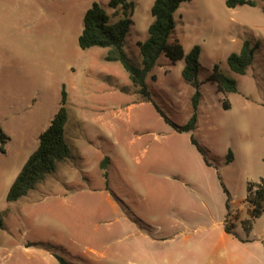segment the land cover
<instances>
[{
    "label": "rangeland",
    "instance_id": "374dc122",
    "mask_svg": "<svg viewBox=\"0 0 264 264\" xmlns=\"http://www.w3.org/2000/svg\"><path fill=\"white\" fill-rule=\"evenodd\" d=\"M110 1L0 0V126L10 137L4 150L0 144V264H59L55 255L74 264H223L227 201L230 222L246 236L247 186L264 179V2L229 9L225 0H193L177 11L170 45L178 41L186 55L201 48L205 83L198 128L179 133L174 126L189 122L195 93L182 77L184 60H160L148 78L151 101H144L122 65L105 61L107 49H80L86 12L93 3L109 11ZM131 1L125 50L141 65L137 43L149 37L156 0ZM246 41L256 54L243 76L228 58ZM215 65L238 82V93L224 96L207 81ZM63 85L72 158L9 203L60 108ZM250 237L264 243V214Z\"/></svg>",
    "mask_w": 264,
    "mask_h": 264
},
{
    "label": "trees",
    "instance_id": "16d2710c",
    "mask_svg": "<svg viewBox=\"0 0 264 264\" xmlns=\"http://www.w3.org/2000/svg\"><path fill=\"white\" fill-rule=\"evenodd\" d=\"M193 0H156L152 8L154 21L149 28V37L143 42H138L142 56L141 65L129 58L126 53L128 37L134 26L133 16L136 5L131 0H111L108 4L109 11L99 3H93L84 17L83 32L79 38V47L86 51L92 48L107 49L105 61L119 63L128 73L135 94H138L144 101H151V92L148 85V78L158 67L162 58H167L173 63L184 60L185 67L182 73L184 81L189 84L195 93L192 98L193 115L189 122L182 127L174 126L179 133H191L198 128V110L202 100L201 88L205 84L200 80V57L202 50L199 46L194 47L189 54H185L181 44L176 41L170 45V40L176 29L177 11L183 4ZM264 0H225L229 9L249 6L257 7L259 2ZM264 11V8H263ZM256 47L251 42H244L239 53H233L228 58V65L232 72L238 75H246L255 62ZM207 81L215 86L218 93L224 96L239 92L238 82L224 74L218 65H215L209 73ZM122 92L126 93L127 88ZM61 105L54 116L50 126L39 137V147L31 155L28 162L23 167L9 190L7 202L15 203L27 197L31 191L37 189L47 177L53 175L59 163L72 158V152L67 140L66 125L69 121L68 92L66 86L62 87ZM223 107L230 108L228 100H224ZM158 113L170 124L169 119L157 107ZM10 141V137L0 126V144L3 147ZM192 144L199 153L202 154L205 163L211 164L207 160L208 150L203 147L194 137ZM229 159L233 161V154L229 152ZM229 161V162H232ZM109 159L102 163V168L107 169ZM107 176V174H106ZM224 193L229 197V192L222 183ZM246 203L248 205L249 219L240 220L241 227L248 236L254 229V223L264 214V179L259 183H249L247 186ZM227 216L225 229L227 233L234 235L238 239H243L236 233L235 226L229 220L231 217L230 199L227 204ZM5 229L4 214L0 211V230ZM59 264H74L64 258L55 255Z\"/></svg>",
    "mask_w": 264,
    "mask_h": 264
},
{
    "label": "crops",
    "instance_id": "0c3cea01",
    "mask_svg": "<svg viewBox=\"0 0 264 264\" xmlns=\"http://www.w3.org/2000/svg\"><path fill=\"white\" fill-rule=\"evenodd\" d=\"M203 95V94H202ZM235 212L232 210L231 217ZM245 220V219H244ZM236 221V220H235ZM237 222V221H236ZM235 226L236 233L243 239L240 240L232 234L227 233L225 229V221L223 223L224 232L222 235L223 247L228 251V257L223 264H264V243L253 244L256 240H253L250 235L241 236L236 229V223L232 222ZM253 232V231H252ZM245 233V232H244ZM237 260L235 263L234 260Z\"/></svg>",
    "mask_w": 264,
    "mask_h": 264
}]
</instances>
